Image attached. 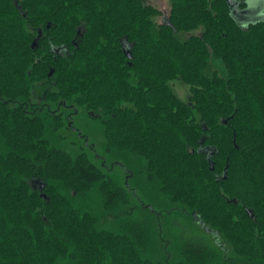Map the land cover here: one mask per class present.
Returning a JSON list of instances; mask_svg holds the SVG:
<instances>
[{
    "label": "trees",
    "instance_id": "trees-1",
    "mask_svg": "<svg viewBox=\"0 0 264 264\" xmlns=\"http://www.w3.org/2000/svg\"><path fill=\"white\" fill-rule=\"evenodd\" d=\"M169 3L0 0V264H264V21Z\"/></svg>",
    "mask_w": 264,
    "mask_h": 264
},
{
    "label": "rangeland",
    "instance_id": "rangeland-1",
    "mask_svg": "<svg viewBox=\"0 0 264 264\" xmlns=\"http://www.w3.org/2000/svg\"><path fill=\"white\" fill-rule=\"evenodd\" d=\"M149 4L159 9L162 13L161 17L158 18L159 23H162L166 17L169 15L170 3L169 0H147ZM264 0H247V9L244 11H239L238 18L239 21L246 25L250 22L264 21ZM176 94L182 99L186 100L188 98V87L183 85L180 81H175L172 84ZM75 128L78 130V136L83 135L87 137V142L92 145L95 153L92 155V160L97 164L101 163L106 157L104 151V132L100 121L93 120L90 118L89 114L85 111H80V113L75 116ZM72 139L78 141V137L73 134ZM98 165V164H97ZM106 166H111V161L106 163ZM109 174L115 176L120 182L124 181L126 177V171L121 166L116 165L111 168ZM188 227L198 231V226L195 223L188 221ZM216 239L209 238V242L212 246L216 247L218 252L225 255L228 258H235L233 251L228 243L223 239L219 240V243L215 242ZM217 244V246H216Z\"/></svg>",
    "mask_w": 264,
    "mask_h": 264
},
{
    "label": "water",
    "instance_id": "water-1",
    "mask_svg": "<svg viewBox=\"0 0 264 264\" xmlns=\"http://www.w3.org/2000/svg\"><path fill=\"white\" fill-rule=\"evenodd\" d=\"M39 38L40 36L36 40L33 41L32 48H35L38 45ZM128 57L131 58V54H129Z\"/></svg>",
    "mask_w": 264,
    "mask_h": 264
}]
</instances>
